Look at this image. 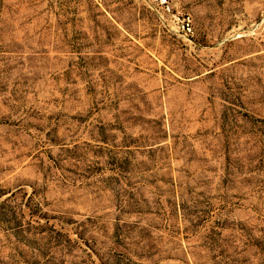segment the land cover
I'll list each match as a JSON object with an SVG mask.
<instances>
[{
  "label": "rangeland",
  "instance_id": "374dc122",
  "mask_svg": "<svg viewBox=\"0 0 264 264\" xmlns=\"http://www.w3.org/2000/svg\"><path fill=\"white\" fill-rule=\"evenodd\" d=\"M0 264H264V0H0Z\"/></svg>",
  "mask_w": 264,
  "mask_h": 264
}]
</instances>
